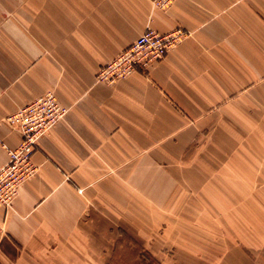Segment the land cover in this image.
<instances>
[{
  "label": "crops",
  "instance_id": "obj_1",
  "mask_svg": "<svg viewBox=\"0 0 264 264\" xmlns=\"http://www.w3.org/2000/svg\"><path fill=\"white\" fill-rule=\"evenodd\" d=\"M148 28L185 37L147 70L97 82ZM49 91L68 113L0 204V264H110L115 227L164 225L177 258H199L181 243L213 226L221 264H256L247 244L264 242V219L194 212L212 194L263 192L264 0H0V120ZM21 140L0 129V169Z\"/></svg>",
  "mask_w": 264,
  "mask_h": 264
},
{
  "label": "built area",
  "instance_id": "obj_2",
  "mask_svg": "<svg viewBox=\"0 0 264 264\" xmlns=\"http://www.w3.org/2000/svg\"><path fill=\"white\" fill-rule=\"evenodd\" d=\"M176 0H153L159 9H168ZM185 37L178 29L159 33L147 29L118 56L102 66L96 80L113 84L136 71L147 70L166 55ZM67 109L61 107L55 95L48 92L17 112L0 120V129L8 127L17 131L22 140L14 149H8V163L0 169V204L10 207L17 197L19 187L36 172L32 156L38 140L64 119Z\"/></svg>",
  "mask_w": 264,
  "mask_h": 264
},
{
  "label": "rangeland",
  "instance_id": "obj_3",
  "mask_svg": "<svg viewBox=\"0 0 264 264\" xmlns=\"http://www.w3.org/2000/svg\"><path fill=\"white\" fill-rule=\"evenodd\" d=\"M151 2L153 3V5H155L153 0H151ZM49 92L54 94V92L52 91ZM58 104L60 105L59 102ZM60 106L63 107L62 105ZM228 190H233V188ZM260 191L263 192L252 196L240 194H212L204 198L206 199L204 200L205 204L209 205L211 210H209V212L195 211L194 213L197 214L196 216L200 215L201 213L202 215H204V218H209L210 216L211 220H218L219 218L222 219L224 218V215H226L227 219L230 220L235 218V215H237V217L241 218L243 222H250L252 220L251 218H253V220L255 218H259V220L261 221V219H264V188L260 189ZM236 199L237 202H240L237 206H242L243 208L239 211L233 210ZM224 203H226L228 208H231L232 205V210L227 208L225 212L219 211L218 209L222 208ZM164 213L170 215L171 212L165 211ZM181 214L184 217L188 216L187 212H181ZM190 214L192 215V218L196 217L193 215V212H189V215ZM186 227L187 226H184V229H187ZM258 228L259 234L263 235L264 238V227L259 226L257 227V230ZM198 229L199 228H191V231L197 230V232L200 233V236L196 238L198 242L188 243L187 240L183 239V242L181 243L184 247H191L194 253H197V255H199V258L195 259L188 258L186 256H184V258L176 257V244L172 243L170 226L164 225L157 228L115 227L113 229V234H111L109 237V263L154 264L149 258V256H152L159 262V264H221L222 260L217 258L219 253V244H214L213 242L209 241V239L213 238V234L215 235L219 233V228L211 226V228H204V231H202V229ZM245 229L250 230L249 227L244 226V230ZM206 232L207 234H204ZM227 233L228 237L230 234H233L234 227L227 226ZM201 234H203L204 236H202ZM131 238L134 240V242L131 240ZM247 245L250 247L249 249L255 256V258H257L256 264H264V259H261L262 255H264V242L252 244L249 243ZM226 246L228 249L229 245L227 244Z\"/></svg>",
  "mask_w": 264,
  "mask_h": 264
},
{
  "label": "trees",
  "instance_id": "obj_4",
  "mask_svg": "<svg viewBox=\"0 0 264 264\" xmlns=\"http://www.w3.org/2000/svg\"><path fill=\"white\" fill-rule=\"evenodd\" d=\"M131 240L134 242V240L132 238H131ZM149 258L152 260V262L154 264H159V262L155 258H153L152 256H149Z\"/></svg>",
  "mask_w": 264,
  "mask_h": 264
}]
</instances>
